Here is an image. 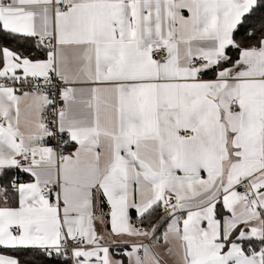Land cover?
<instances>
[{
  "label": "snow or ice",
  "instance_id": "obj_1",
  "mask_svg": "<svg viewBox=\"0 0 264 264\" xmlns=\"http://www.w3.org/2000/svg\"><path fill=\"white\" fill-rule=\"evenodd\" d=\"M0 264H264V0H0Z\"/></svg>",
  "mask_w": 264,
  "mask_h": 264
}]
</instances>
